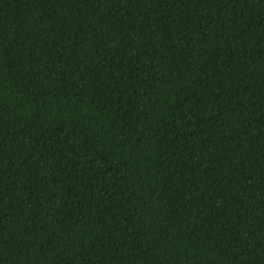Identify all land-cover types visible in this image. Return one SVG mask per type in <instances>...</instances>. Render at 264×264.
Here are the masks:
<instances>
[{
    "label": "trees",
    "instance_id": "obj_1",
    "mask_svg": "<svg viewBox=\"0 0 264 264\" xmlns=\"http://www.w3.org/2000/svg\"><path fill=\"white\" fill-rule=\"evenodd\" d=\"M0 264H264V0H0Z\"/></svg>",
    "mask_w": 264,
    "mask_h": 264
}]
</instances>
